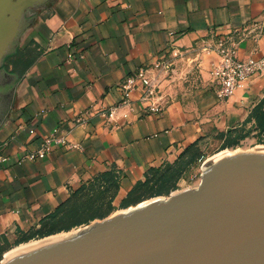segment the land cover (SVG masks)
Here are the masks:
<instances>
[{"label": "crops", "instance_id": "obj_1", "mask_svg": "<svg viewBox=\"0 0 264 264\" xmlns=\"http://www.w3.org/2000/svg\"><path fill=\"white\" fill-rule=\"evenodd\" d=\"M22 25L0 67V154L9 156L0 164L1 260L111 169L121 175L113 208L125 210L147 169L194 143L202 151L264 96V78H254L218 100L209 75L217 59L202 52L224 35L239 57L264 55V0H48ZM157 62L166 68L152 69ZM139 68L150 69L158 93L143 104L132 91L122 105L121 86ZM56 127L81 150L52 146L41 160L18 162Z\"/></svg>", "mask_w": 264, "mask_h": 264}, {"label": "water", "instance_id": "obj_2", "mask_svg": "<svg viewBox=\"0 0 264 264\" xmlns=\"http://www.w3.org/2000/svg\"><path fill=\"white\" fill-rule=\"evenodd\" d=\"M37 1L0 0V67L17 20ZM201 171L197 190L126 208L0 264H264V151L212 159Z\"/></svg>", "mask_w": 264, "mask_h": 264}, {"label": "trees", "instance_id": "obj_3", "mask_svg": "<svg viewBox=\"0 0 264 264\" xmlns=\"http://www.w3.org/2000/svg\"><path fill=\"white\" fill-rule=\"evenodd\" d=\"M251 136L256 137L257 144L264 145V96L240 125L216 135L215 139L221 142L218 151L236 148ZM201 157L202 152L197 143H194L184 149L173 163L147 169L144 180L133 186L121 202L120 209L133 207L153 198L169 196ZM120 179L121 175L111 169L81 184L70 193L63 204L40 221L38 228L24 235L16 246L66 233L95 220L107 218L115 211L112 202L117 194ZM1 255L0 253V260Z\"/></svg>", "mask_w": 264, "mask_h": 264}, {"label": "built area", "instance_id": "obj_4", "mask_svg": "<svg viewBox=\"0 0 264 264\" xmlns=\"http://www.w3.org/2000/svg\"><path fill=\"white\" fill-rule=\"evenodd\" d=\"M205 55H214L216 61L211 64L209 75L211 83L215 88V95L218 100L230 99L237 91L244 89L247 83L254 78H264V55H251L241 58L238 55V49L231 36L218 35L206 46L202 47ZM69 61L71 60L68 57ZM167 65L162 62L155 63L152 69L161 71ZM150 69L139 68L132 76L128 77L121 86L124 100L122 105L129 104V95L132 91L141 93L140 100L147 104L151 98L158 93V88L154 83V77L150 74ZM151 112H157L159 109L155 106H148ZM117 108L110 111L109 117H112ZM52 131L42 139L39 147L32 153L20 156L19 163L33 162L45 158L51 151L52 146L65 147L69 150H81V146L68 140L67 135L60 127L51 129ZM9 161V156L0 154V164Z\"/></svg>", "mask_w": 264, "mask_h": 264}, {"label": "rangeland", "instance_id": "obj_5", "mask_svg": "<svg viewBox=\"0 0 264 264\" xmlns=\"http://www.w3.org/2000/svg\"><path fill=\"white\" fill-rule=\"evenodd\" d=\"M47 1L48 0H39V1L35 2L34 4L31 3L32 4V7L27 8L24 11V13L22 14V17H20L17 20V28H18V30H17V28H16V30L20 32L21 29H22V27H23L22 24H24V21H27V20L31 19L33 9L36 8V7H39V6L43 5V4H45ZM219 146H220V141H217L216 139H210V140H208L207 145L201 151L202 152V157L190 169V171L185 175V177L183 179H181V181L178 183L177 189L175 191H173L172 193H170V194L171 195H174L176 193H181V192H185V191H194V190H197L199 188V186H200V183H201V175H202L201 167L204 164H206L207 161H209V160L217 159V158H220V157H222L224 155L226 156V154L227 155H232V154L237 153V152H249V151H255V149H257V148H261V147L264 148V145L257 144V139H256L255 136H251V137L245 139L244 141H242L240 143V145L238 147L233 148L231 150L230 149H226L224 151H218ZM170 194H169V196H170ZM169 196L163 197V199L166 200V199H168ZM150 200H146V201H144L142 203H148ZM142 203H140V204H142ZM136 207H137V205L136 206H133V207H130L131 208L130 210H132V209H134ZM125 210H117V211H114L107 218L112 217V216H115V215L120 214V213H123V212H125ZM107 218H105L103 220H95V221L89 223L88 225L80 226V227L75 228L74 230L72 229L71 231L66 232V233L56 234L57 236L52 235L54 237H52L51 239L57 238V237H61V236L70 235V234H73L74 235V233H76L78 231H81V230H83V229H85V228H87V227H89L91 225H94L96 223H99L101 221H104ZM43 241H45V240H41L40 239V240L30 241L28 244L23 245V246L19 247L18 249H17V247L14 248L11 251L10 255H13L14 253H16L18 251H21L25 247H30L32 245L41 243Z\"/></svg>", "mask_w": 264, "mask_h": 264}, {"label": "bare ground", "instance_id": "obj_6", "mask_svg": "<svg viewBox=\"0 0 264 264\" xmlns=\"http://www.w3.org/2000/svg\"><path fill=\"white\" fill-rule=\"evenodd\" d=\"M8 11L11 13V15H15L17 9H11V10H8ZM3 28H4V27H3ZM3 28H2V29H3ZM255 151H264V148H262V147H261V148H257V149H255ZM224 156H225V155H224ZM226 156H227V154H226ZM49 239H51V238H49ZM49 239H45V241H46V240H49ZM25 248H27V247H25ZM25 248H24V249H25ZM22 250H23V249H22ZM14 254H15V253H14ZM8 256H11V255L9 254ZM8 256H7V257H8Z\"/></svg>", "mask_w": 264, "mask_h": 264}]
</instances>
